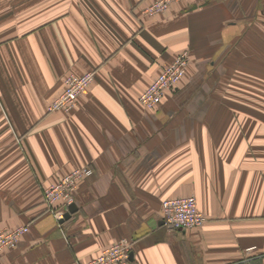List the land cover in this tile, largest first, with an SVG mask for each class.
Wrapping results in <instances>:
<instances>
[{
  "label": "crops",
  "instance_id": "1",
  "mask_svg": "<svg viewBox=\"0 0 264 264\" xmlns=\"http://www.w3.org/2000/svg\"><path fill=\"white\" fill-rule=\"evenodd\" d=\"M153 1L0 0V230L30 228L0 264H86L122 240L128 264H264V0L148 16ZM184 52L185 79L145 110ZM87 73L76 107L52 113ZM79 168L94 175L58 221L44 191ZM188 197L207 222L168 230L163 202Z\"/></svg>",
  "mask_w": 264,
  "mask_h": 264
},
{
  "label": "built area",
  "instance_id": "2",
  "mask_svg": "<svg viewBox=\"0 0 264 264\" xmlns=\"http://www.w3.org/2000/svg\"><path fill=\"white\" fill-rule=\"evenodd\" d=\"M182 1L184 2V0H154L146 8L145 14L148 16L162 15L170 9V6ZM190 56L189 52H184L162 69L140 96V105L145 110H156L164 102L167 94L178 88L187 75L191 64ZM94 79V73L68 76L64 91L52 102L49 110L52 113L71 112L76 107L78 98L92 85ZM93 175L94 172L90 168L74 169L59 182L45 189L43 197L45 205L53 211L58 221L64 220L66 210L74 203V196L81 182ZM206 222L207 219L200 212L195 197L167 199L162 204V223L168 230L180 232L201 227ZM29 230V226L0 230V254L6 250L17 248L22 241L21 239L28 234ZM131 247V243L126 240L117 241L86 264H128ZM254 250L256 248L248 249L247 253ZM247 263L249 264V259Z\"/></svg>",
  "mask_w": 264,
  "mask_h": 264
},
{
  "label": "water",
  "instance_id": "3",
  "mask_svg": "<svg viewBox=\"0 0 264 264\" xmlns=\"http://www.w3.org/2000/svg\"><path fill=\"white\" fill-rule=\"evenodd\" d=\"M77 206H76V204L75 203H73V204H71L70 206H69V208H68V210H67V212L65 213V216H64V220L62 221V222H64V221H67V220H71V217L77 212ZM61 222V223H62ZM132 256V254L130 255V257Z\"/></svg>",
  "mask_w": 264,
  "mask_h": 264
},
{
  "label": "rangeland",
  "instance_id": "4",
  "mask_svg": "<svg viewBox=\"0 0 264 264\" xmlns=\"http://www.w3.org/2000/svg\"><path fill=\"white\" fill-rule=\"evenodd\" d=\"M59 181H60V180H59ZM59 181H58V182H59ZM50 186H51V185H50ZM48 187H49V186H48ZM48 187H47V188H48ZM44 203H45V202H44Z\"/></svg>",
  "mask_w": 264,
  "mask_h": 264
}]
</instances>
